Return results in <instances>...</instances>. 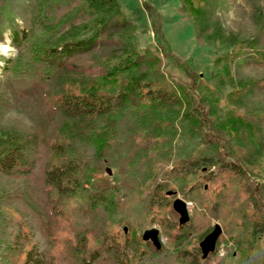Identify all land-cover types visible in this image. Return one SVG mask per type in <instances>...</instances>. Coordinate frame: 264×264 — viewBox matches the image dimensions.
<instances>
[{
  "label": "trees",
  "instance_id": "1",
  "mask_svg": "<svg viewBox=\"0 0 264 264\" xmlns=\"http://www.w3.org/2000/svg\"><path fill=\"white\" fill-rule=\"evenodd\" d=\"M15 1L0 0V42L7 38L17 51L2 68L7 75L47 83L77 57L91 65L65 77L66 86L49 97L66 125L55 130L45 156L38 133L0 135V176H27L43 159L47 199L58 218L41 241V228L17 210L7 214L9 202L0 198V264H264L258 242L264 200L256 191L264 75L230 77L231 91L221 100L171 51L161 15L146 4L154 42L167 62L186 70L188 83L173 81L159 56L138 47L137 27L118 0ZM217 1L235 0L180 1L178 12L197 38ZM225 59L237 68H264V28ZM251 99L253 106L243 108ZM176 193L191 204L182 226L171 208ZM78 218L85 220L86 246L68 230ZM212 222L223 233L203 257L198 245ZM152 226L164 238L159 249L142 239ZM222 243L227 249L219 256Z\"/></svg>",
  "mask_w": 264,
  "mask_h": 264
},
{
  "label": "rangeland",
  "instance_id": "2",
  "mask_svg": "<svg viewBox=\"0 0 264 264\" xmlns=\"http://www.w3.org/2000/svg\"><path fill=\"white\" fill-rule=\"evenodd\" d=\"M18 1L16 0L15 4ZM180 1L118 0L126 18L137 27L138 47L150 49L159 56L163 62V71L173 78V81L188 83L190 77L186 70L177 68L163 58L153 39L152 27L143 7L145 4L161 15L163 33L171 51L181 60L188 61L192 72L199 75L200 87L206 85L217 89L221 100H224L225 95L231 91L230 77L234 79L237 74L241 77L264 75L262 67H256L250 63L237 68L225 59L227 52L236 49L240 41L253 36L259 28H264V0H235L229 3L217 1L213 8V16L207 19L203 27L201 39L197 38L191 20L178 12L181 7ZM16 57L17 51L9 44L7 38L5 42H0V135L5 137L38 133L41 156H45L49 151V140L55 130L59 126L66 125V120L52 108L48 99L66 86L65 77L79 76L91 65V62L85 57H77L70 61L68 68L56 72L47 83H40L31 76L14 78L5 73L3 66ZM5 60L8 62L5 63ZM226 69L229 70V75ZM90 74L95 75V72H90ZM252 98L255 100V97ZM253 99L246 101L242 107L248 104L252 107ZM259 129L260 136L264 139V129L260 126ZM197 152L196 150L195 153ZM42 160L38 163L37 170L27 176H0V198L9 202L10 208H5L7 214L13 216L16 210L19 211L34 229L41 228L38 238L46 241L48 232L53 233L57 228L58 218L54 216L47 199L43 183ZM256 162H260L258 165L260 172L257 176L259 184L256 191L264 200V147ZM106 169L109 171L108 175L115 179V174L110 168L106 167ZM177 198L183 199L180 193L173 196V200ZM187 204L190 218L191 204L189 202ZM174 214L178 222L179 217L175 212ZM76 215L80 216L79 213ZM66 221L64 217L60 218V222ZM215 225L216 222H212V231ZM85 228V220L82 218H78L74 225L68 226V230L75 234V239L82 246L87 245L88 237L85 236ZM152 228L156 227L152 226L147 229ZM222 233L221 230L220 234ZM258 237V242L264 246V234ZM158 238L162 241L161 243H165L159 230ZM226 249V244L222 243L219 256L223 255Z\"/></svg>",
  "mask_w": 264,
  "mask_h": 264
},
{
  "label": "water",
  "instance_id": "3",
  "mask_svg": "<svg viewBox=\"0 0 264 264\" xmlns=\"http://www.w3.org/2000/svg\"><path fill=\"white\" fill-rule=\"evenodd\" d=\"M188 204L181 198H177L172 202V210L178 215V224L185 225L189 221ZM221 233V227L219 224L214 226L212 232H210L200 243L199 247L202 252V256L206 257L211 251H213L216 241ZM142 239L145 241H151L156 249L161 247L160 239L158 238V230L156 228L147 229L143 232Z\"/></svg>",
  "mask_w": 264,
  "mask_h": 264
},
{
  "label": "built area",
  "instance_id": "4",
  "mask_svg": "<svg viewBox=\"0 0 264 264\" xmlns=\"http://www.w3.org/2000/svg\"><path fill=\"white\" fill-rule=\"evenodd\" d=\"M142 1H145V0H142Z\"/></svg>",
  "mask_w": 264,
  "mask_h": 264
}]
</instances>
